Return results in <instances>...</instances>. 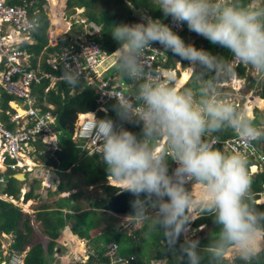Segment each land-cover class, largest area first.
<instances>
[{"label":"clouds","instance_id":"1","mask_svg":"<svg viewBox=\"0 0 264 264\" xmlns=\"http://www.w3.org/2000/svg\"><path fill=\"white\" fill-rule=\"evenodd\" d=\"M152 2L163 17L227 49L231 59L186 44L168 24L148 15L142 14L137 23L114 25L110 34L120 46L112 55L134 91L110 96L121 123L95 119L93 134L100 138L106 172L118 189L134 197L131 217L159 232L181 261L202 264L199 239L187 235L191 211L196 208L211 212L220 229L207 248L211 259L219 264L232 251L250 264L264 253V212L248 200L247 155L242 151L226 154L214 147L217 138L205 136L231 130L249 146L264 138V130L222 99L213 79L203 77L211 73L235 78L234 66L239 64L264 74V5L245 6L242 0ZM153 43L200 70L195 90L178 91L171 79L165 81L148 71L143 55L153 49ZM62 78L72 87L80 83L79 72L71 66ZM123 122L139 125L140 135L127 130ZM161 140L165 144L157 152ZM169 161L176 164L171 173ZM193 183L200 185L198 198L190 190Z\"/></svg>","mask_w":264,"mask_h":264},{"label":"trees","instance_id":"2","mask_svg":"<svg viewBox=\"0 0 264 264\" xmlns=\"http://www.w3.org/2000/svg\"><path fill=\"white\" fill-rule=\"evenodd\" d=\"M33 1L31 12L36 9L35 19L38 22V26L32 32L31 37L33 44L29 45L27 43L20 48L25 51L29 56L34 65L37 63L40 54L43 59H48L50 56H55L64 48L71 46L74 34L66 35L56 46H49L47 29L49 27V19L46 16L43 5L46 4L45 0H28ZM102 3H106V7L102 10L95 11L97 1L96 0H66V8H85L86 14L85 21L87 25H92L99 28L98 37H92L98 43L102 45V49L107 53H114L120 46L117 41H115L110 32L114 25L119 24H132L140 22L139 18H136V13L142 11V14L151 16L153 19H161L164 23L171 21V18L163 17L159 10L154 9V4L152 0H99ZM258 1L260 6L264 5V0H242L245 6H250L251 3ZM90 30L92 28L90 27ZM177 34L185 41L186 44H192L198 49H205L216 56H221L224 58L231 59V53L219 46L213 45L206 39L191 32L184 26V29ZM72 38V39H71ZM87 38H91L87 36ZM169 57L176 56L171 51H167ZM180 60L182 68H185L188 61ZM167 67H171L172 62L169 61ZM44 71H50V67L43 64ZM239 77H242L246 68L242 64H239L236 69ZM1 71V67H0ZM200 70L197 68L196 72L193 74V79L198 77ZM183 80L177 83V87H180L183 82L188 78V72H184ZM197 79V78H196ZM255 82L256 80L253 79ZM128 81V80H127ZM130 82V81H128ZM48 82L43 81L37 87L34 88L35 94L38 96V101L43 100L42 88L46 86ZM62 83V82H61ZM260 89L256 92L255 96L260 98V105H264V76L257 83ZM71 89H74L72 95H69ZM59 92L63 90L64 98L61 95L56 94L55 91H49L46 95L45 100L54 104L53 113L58 116L57 128L59 130H64V132L69 136L73 132L74 122L77 118V114H85L88 112H96L97 118H111L117 123L118 121L115 112L112 109L114 102L108 103L106 106L110 110L107 117L96 109L99 104L97 103V95L94 92V87L86 85L83 81H80L78 86L72 87L66 82H63L59 88ZM11 97L2 93V100L0 108L3 113H0V121L5 126L6 129L12 130L9 125L8 118L5 117V108H7V101ZM45 109V108H43ZM256 117H259V108H256ZM2 114V115H1ZM255 115V114H254ZM254 125L257 124V120L252 121ZM123 126L133 132L138 136L140 135V126L130 123L123 122ZM218 138L225 141L233 136L231 130H225L223 132L214 133ZM235 136V135H234ZM262 152H264V146L259 147ZM46 159L48 163H53L49 158L42 157ZM252 164H257L260 171L252 178H250V195L248 197L251 205L264 212V200L262 195L264 193V162L255 160L253 158L248 159L247 172ZM70 164H65L64 168ZM173 162L169 161V172L172 171ZM91 172L90 175L85 177V181L89 185H100L102 192L105 193V197H110L115 195L120 191V189L113 186L106 185L107 177L109 174L106 172V168L103 167L98 169L93 166H89ZM79 169H75L78 171ZM12 183L15 181L11 180ZM71 180L67 183V190L72 189L73 184ZM66 185V184H65ZM64 185V186H65ZM62 188V187H61ZM191 190V187H190ZM5 193L10 196H17V190L15 188H10L5 190ZM200 191L195 195H199ZM80 193H74L69 198H65L59 201V209H63L64 205L69 208V210L74 212L72 215L74 224L68 222V219H63V213L61 211L54 212H42L35 216L36 221L41 222V232L43 236L48 239L44 244L43 238L39 233L32 227L31 218L20 212V210L4 201H0V234L4 233L6 235L13 236V244L11 245L12 250L20 253L27 249L26 256L24 258V264H52L53 255L57 249L60 248V253L65 254L67 249H65L64 230L69 227L72 237L75 241L82 246L84 241H92V244H87L88 247L86 253V259L76 260L79 254L82 252L79 250L78 253L73 255V259L77 262L76 264H110V259L106 256V252L111 244H116V258H120L124 264H150L149 259L155 261L164 260L165 264H186V261H181L180 256L177 252L169 249L166 244L164 237L155 231H150L147 223L140 224L130 223L127 231L122 229V226L117 225L118 221L112 214L104 213L101 210L107 203V198H98L89 202V206L85 207L78 203L77 199L80 197ZM194 195V196H195ZM31 196V193L29 194ZM68 199V200H66ZM71 201H73L71 203ZM88 202V201H86ZM44 206V205H43ZM42 206V207H43ZM48 205H45L46 207ZM69 215V214H68ZM69 217V216H68ZM191 226L195 230V237L191 239H199L200 241V253L202 256V264H217L208 255V246L216 239L219 233V226L215 223L214 215L207 211H198L197 218L192 222ZM201 227V230H200ZM199 229V230H198ZM181 242L183 238L181 236ZM151 250L153 255H151ZM84 258V256H83ZM82 259V257L80 258ZM148 261V262H147ZM219 264H244V261L240 260L236 256L233 260L229 261L227 258L223 257V260ZM250 264H264V253L260 254L259 257L255 258Z\"/></svg>","mask_w":264,"mask_h":264},{"label":"built area","instance_id":"3","mask_svg":"<svg viewBox=\"0 0 264 264\" xmlns=\"http://www.w3.org/2000/svg\"><path fill=\"white\" fill-rule=\"evenodd\" d=\"M12 1H17V3H12ZM33 4V1L28 0H0V65L2 66L0 72V106L2 93L11 95L26 106L23 109V114L17 112L11 120L19 126L26 123L27 120L30 121L29 125L16 131L6 129L0 121V164L4 168V172L11 171L12 174L32 170L27 165L28 151L30 141L34 140L36 136L40 135L42 139L49 137L47 144H51L55 150L58 148L54 128L55 116L49 111L43 114L42 110L35 106L36 99L33 91L41 82L47 81L50 84L44 89V93H48L55 83L65 82L62 78L63 74L67 67L71 66L79 72L80 81L94 87L99 104L98 109L100 110H103L109 102L115 103L110 96L131 95L134 91L131 81L128 82L119 77L113 53L109 54L104 51L102 45L92 39V37L96 38L97 36L95 34L88 35L84 30L76 33L73 39L71 38V46L47 59L46 63L50 67V71L46 72L40 68L29 69L26 65V59L29 55L20 46L38 26L35 19L37 10L34 9L32 12L30 10ZM85 23L86 21L82 23L80 21V24L84 25ZM167 24L176 33L184 29V24H176L172 20ZM87 36L91 38H87ZM151 47L153 49L149 48L144 52V63L149 72L165 80L162 67L168 59V54L159 43H153ZM109 63L112 64L109 65ZM111 67L115 68L112 72L109 69ZM81 118L74 131V147L88 156H95L103 163L100 155L101 144L98 142L100 138L93 134L95 119L99 118L96 116L89 118L83 115ZM257 127L264 130V122ZM217 144H223L232 153L245 152L247 160L253 158L264 162V152L258 148L256 141L246 146L235 135L222 142L215 140L214 146ZM175 167L176 164L174 163L173 169ZM0 182H3V177H0ZM262 199L264 200V194ZM68 242L75 243L74 240H68ZM116 248V244H111L106 252L110 264H124L120 258H116ZM63 263L73 264L69 261L66 262V260ZM8 264H24V261L19 255H13Z\"/></svg>","mask_w":264,"mask_h":264},{"label":"crops","instance_id":"4","mask_svg":"<svg viewBox=\"0 0 264 264\" xmlns=\"http://www.w3.org/2000/svg\"><path fill=\"white\" fill-rule=\"evenodd\" d=\"M12 3H17V1H12ZM78 9H80V8H78ZM83 19L85 20V17ZM80 21L82 23L83 20L78 18L77 20L72 21L73 26H76V27L80 26V27L77 30L72 31V32H71V29H69V33L67 32V33H65V35H69V34L75 35L76 33L82 32L84 27L87 24L86 23L84 25L80 24ZM50 26L55 27V24H53V21L49 20V27ZM49 27H48V29H49ZM62 27H60L61 30L64 29V25ZM48 29H47V36H48L49 46H51V47L56 46L62 39H64L66 37L64 35V37H62L61 39L57 37L56 40L51 41L50 37H49ZM25 43L32 45L34 43L32 40V37L30 36L28 39H25L21 45L24 46ZM50 57H52V56H50ZM46 61H47V59H43L42 55L40 54L37 63L34 65L33 61H31L30 56H29L26 59V65L29 69L40 68L41 70L44 71L43 64L48 67ZM169 61L172 62L173 66L167 67L166 64ZM111 64L112 63H109V65H111ZM243 66H245V65H243ZM0 67L2 70L1 65H0ZM191 67L192 66L188 62L187 66L185 68H182L180 60L177 58V56H173L170 58L168 55V59L163 64V67H162L163 68L162 69L163 75L165 76V81H168L169 79H171L172 85L178 91H182L186 87H192L195 90L197 77L195 79H193V74L196 72L197 67H195V66H193L192 68ZM245 68H246V72L242 77H239L237 74V76L235 78H225V77H221V76H217L215 74L209 73V74L205 75L203 78L204 79H213L216 83V86H217L219 92L222 94L221 98L227 99L230 103H232V105L238 111L243 112L245 114V116L247 118H249L251 121L257 120V124L255 125V126H257V125H260L262 122H264V105L259 106L258 99L260 100V98H257L256 96L254 97V91L256 93L260 89H257L258 88L257 81L255 82L253 80V78L247 79L249 69H248V66ZM109 69L111 72L115 70V68H113V67H111ZM235 69H236V65H235ZM171 72H174V74H175V76L173 78L170 76L168 77V75H167L168 73H171ZM184 72H188V78L185 82H183V84L180 87H177L178 80L179 79L181 81L183 80V77H181V75ZM235 72L237 73L236 70H235ZM117 73L121 79H125L122 77L120 72L117 71ZM260 75L261 76H260L259 80L263 78L264 74H260ZM62 83H59V82L55 83L52 87V90L53 91L56 90V94L61 95L64 98L65 92L63 90H61L59 92V90H58L59 86ZM49 85L50 84L47 83L46 86L42 88L41 95L44 96L43 100L38 101V96L35 94L34 91H33V93H34V96L36 99L35 106L40 108L42 110L43 114L46 111H49L55 116L54 128H55V132H56L55 138L57 140V142H56L57 147H58L57 150H55V148L52 147L51 144H47L49 137L42 139V137L39 135V136H36L34 138V140L30 141V143H29L30 146H29V151H28V157L29 158H28L27 165H29L32 168V170L29 172L21 171V173L23 175L22 180L16 179L15 176L17 174L14 175V174H12L11 171L4 172V168L0 164V168H2V169H0V177H3V182H0V201H4V202H7L9 204H12L13 206L17 207L20 210V212L28 215L31 218L32 227L37 232H38V230L35 228V226L36 225H37V227L39 226L40 227L39 229L41 231L42 225H41V222L36 221L35 216L38 213H42L44 211H46V212L57 211L59 209V201L65 199V198H69L72 195V194L69 195L68 193L70 191L74 190V188H75L76 179L72 178L73 173L83 171L88 176V175H90V172H91L89 166H93V167H96L98 169H101L103 167L106 168V165L104 163L100 162L95 156H88L83 151L77 150L74 147V138H73L74 131H75V128L78 126L79 120L82 119L81 115L88 117V115L92 114L93 116L97 117V113L96 112H88L85 114L78 113L77 118L74 122L73 132L71 135L68 136L64 132V130H61V129L59 130V128H57L58 116L53 113V110L55 107L54 104L45 100V97L49 92L44 93V89L46 87H48ZM73 92H74V89H71L69 92V95H72ZM238 92H240L242 94H243V92L246 93L243 96L246 99V101L244 99L245 102L243 104L242 103L238 104L235 101V98H237ZM6 95H8V94H6ZM8 96H10L11 98L7 101V108H5V117H6V119L8 118L9 125L11 126V129L16 131L17 129H20L24 126L29 125L30 121L27 120L26 123L21 124L19 126L16 122H13L11 120L13 115L17 114V112H19V114L20 113L23 114V111H24L23 109H25L26 106L21 101L15 99L11 95H8ZM249 98L253 99V101L255 102V105L251 107L250 111H249V108L247 105ZM109 103H111V102H109ZM43 108H45V109H43ZM256 108H259V117H256V114H257ZM2 109L0 108V113H3L4 109L3 110ZM96 111L102 113L104 115V117H107L110 113V110L107 108L106 105H105V108L103 110H100L97 108ZM232 134H233L232 137H234L235 134L233 132H232ZM232 137H230V138H232ZM213 138H217L216 140L219 142L223 141L222 139L218 138L214 133L205 136V139H213ZM164 144H165V141L161 140L159 142V144L155 147V151H157V152L162 151ZM256 144L258 145V148L261 145L264 146V140L259 139L258 141H256ZM214 147L217 148L218 150L226 153V154L232 153L228 149H226L223 144H217ZM75 150H77V152ZM42 157H45V158L47 157L49 159L51 158L50 160L53 163H48V161H46V159H43ZM83 162L86 163L85 166L82 165ZM67 163L70 165L67 166L66 168H64L65 164H67ZM173 165H174V162H173ZM173 165H172V170H173ZM75 169H79V170L75 171ZM259 171H260V169H258V165L252 164V166L249 167V171L247 172V174H248L249 178H252ZM2 172H4V174H2ZM46 178H49V180H46ZM111 179L112 178L110 176L107 177V181L111 180ZM11 180H13L15 182L12 183ZM70 180L72 182L70 184H73V186H71L72 189L67 190L66 189V187L68 185L67 183ZM107 181L105 183L106 185L115 187V185H113L112 182L110 183ZM68 186H70V185H68ZM87 186H94V185L87 184ZM8 187H10V188L13 187L17 190V196L16 197L7 195L5 193V190L8 189ZM190 187H192L191 192L193 194V197H194L195 193L197 194L199 191H201L198 188L199 187L198 184L193 183L190 185ZM115 188H118V187L116 186ZM30 193H31V196H29ZM100 195L101 196H99L98 198H103V197L107 198V202H108L109 198L111 197V196L105 197L106 195L104 192H102V190H101ZM52 198H56V199L52 200ZM66 200H68V199H66ZM72 202L73 201H71V203ZM43 205L44 206L48 205V206L44 207ZM58 211H61L63 213V216H62L63 219L64 220L68 219V222L71 224V226L74 224V220L72 217V215H74L73 211L69 210V208H67L65 205H64L63 209H60ZM101 211L104 212L103 209ZM198 211H199V209H198ZM198 211L196 208H194V210H192L191 217H194L193 221L197 218ZM108 214H110V213H108ZM114 216H115V218L118 217L117 215H114ZM70 217H71V220L69 219ZM127 217H129V216H127ZM133 219L134 218L129 217L130 223L136 222V220L133 222ZM193 221L191 220L189 227L191 226ZM34 224H36V225H34ZM140 224H142V223H139L138 225H140ZM191 229L194 230L193 227ZM64 231H67V233H68L67 235L64 234L63 239L65 241V243H64L65 248H68V254L67 255L69 257V260H68L67 256H64L63 254H61L59 252L58 256H60V258H63V259L58 260V259L53 258L52 264H62L64 262V260H66V262L69 261L70 263H73V264H76V262H77L76 260H81L80 262L83 263L82 260L86 259L85 248L88 250L89 246L87 244L92 243V241L91 242L89 240L84 241L83 245L85 248H83L77 242H75V239L72 237L69 227H66ZM68 240H72V241L74 240V242L76 244H71L70 242H68ZM11 243L13 244V236L12 235H6L4 233L0 234V264H8L9 260L11 259V257L13 255H19L20 257H22V259L24 261V258L26 256L28 249L24 252L18 253L16 251L12 250V248H11L12 244ZM79 250L82 252V254H79L78 255L79 257L76 260L73 259V253L76 254V253H78ZM83 256H84V258H83ZM81 257H82V259H80Z\"/></svg>","mask_w":264,"mask_h":264},{"label":"rangeland","instance_id":"5","mask_svg":"<svg viewBox=\"0 0 264 264\" xmlns=\"http://www.w3.org/2000/svg\"><path fill=\"white\" fill-rule=\"evenodd\" d=\"M45 1H46V4L43 5L42 8L44 9L43 11L45 12V14L49 18V20L53 21V24H55L57 22L56 18L59 17L57 25H55V27L50 26L49 29H48L49 37H50L51 41L56 40L57 37L60 38V39L62 37H64L65 33H67V32L69 33L70 26H71V32L77 30L80 27V26L79 27L72 26V24H73L72 21L77 20L78 18L82 19L83 21H85L83 19L84 16H82L84 13L86 14V9L85 8H83V7L80 8V9L73 8L71 10L67 9L66 8V3H65L66 0H62V7L60 8L59 11H57L55 9V7L53 6V4H52V2H54L53 0H45ZM96 1H97V4H96V7L94 8L95 11L102 10V9H104L106 7V3H102L99 0H96ZM250 6L258 7V6H260V4H259L258 1H256L254 3H251ZM141 15H142V11H138V13H136V18L140 19ZM60 19H61V21H60ZM63 25H64V29L61 30L60 27H62ZM91 26L92 25H86L84 27V29H83L84 32H86L88 35L95 34L98 37L100 29L96 28L94 26H93L94 28H92ZM90 27L92 28V30H90ZM248 69H249V71H248L247 79L248 78H250V79L253 78V79H255L257 81V83H259L260 80H261V79L259 80L261 75L259 73L257 74V72L254 69H252L250 66H248ZM181 77H183V74L181 75ZM180 81L181 80L179 79L178 83ZM244 94H246V93L243 92V94H242V93L238 92L237 98H235L236 103H238V104L242 103L243 104L246 101L245 97H243ZM255 94L256 93L254 91V97H255ZM244 99H245V101H244ZM250 101H253V99H250L247 102L249 110H250V105H249ZM75 151L77 152V150H75ZM85 164H86L85 162L82 163L83 166H85ZM86 176H87L86 173L83 172V171L73 173L72 174V178L76 179V184H75L74 190L70 191L68 194L70 195V194H73V193H80L81 195L77 199L78 203L83 205V206H85V207H88L90 201L98 199V197L101 196L100 195L101 186L100 185L87 186V184L85 182V179H84ZM113 181L114 180L111 179V180H108L107 182L111 183ZM198 196L199 195H195L194 198H198ZM54 199H56V198H52V200H54ZM86 201H88V202H86ZM197 211H198V209H197ZM69 219L71 220V217ZM193 219H194V217L191 218L192 221H193ZM116 220L118 221L117 225L122 226V229L124 231L125 230L127 231V229L129 228V225H130L129 217H127V216H118V217H116ZM135 223L139 224L140 222L136 221ZM34 225H36V224H34ZM35 228L38 230L39 235H41L42 238L44 239L43 242L45 244L46 243L45 241H47L48 239L46 238V236L42 235V232L40 231V229H39L40 227L39 226L37 227V225H36ZM188 228H189V231H188L187 235H188L189 238H191V237H193L195 235V231L193 229H191L192 227L191 226L189 227V225H188ZM63 234L67 235L68 233H67V231H64ZM182 238L184 239L183 236H182ZM74 244H76V243H74ZM90 244H92V243H89V245ZM65 249H67V252L65 254H63V255L68 257V255H67L68 254V248H65ZM85 250L87 251L86 248H85ZM59 252H60V248L55 251V253L53 255L54 259H58L59 260V258H60V256H58ZM151 253H152L151 255H153V251L152 250H151ZM236 256L237 255L234 252L230 251V252L226 253L224 257L227 258L229 261H231ZM68 260H69V257H68ZM148 261H149L150 264H165L164 260L155 261V260H152V259L150 260L149 259Z\"/></svg>","mask_w":264,"mask_h":264},{"label":"water","instance_id":"6","mask_svg":"<svg viewBox=\"0 0 264 264\" xmlns=\"http://www.w3.org/2000/svg\"><path fill=\"white\" fill-rule=\"evenodd\" d=\"M15 178L18 180H22L23 175L18 174L15 176ZM198 188L199 190H201L200 185ZM132 199H134V197L129 192L120 190L118 193H116L115 195H112L109 198L108 202L103 208V211L105 213H110V214L117 215V216L126 215V216L131 217L132 215H134L133 210L130 206V201ZM134 221L135 219H133V222Z\"/></svg>","mask_w":264,"mask_h":264},{"label":"bare ground","instance_id":"7","mask_svg":"<svg viewBox=\"0 0 264 264\" xmlns=\"http://www.w3.org/2000/svg\"><path fill=\"white\" fill-rule=\"evenodd\" d=\"M53 1H54V2H52L53 6L55 7V9H56L57 11H59L60 8L62 7V3H61L62 0H53ZM58 18H59V17L56 18L57 22H58ZM60 21H61V19H60ZM57 22H56V23H57ZM56 23H55V25H57ZM167 75H168V77L170 76V77H172V78L175 76L174 72L168 73ZM250 99H251V98H249V100H250ZM258 104L260 105V100H259V99H258ZM247 105H248V104H247ZM249 105H250V109H251V107L255 105V102H254V101H250ZM249 111H250V110H249ZM88 117H89V118H93V115H92V114H91V115H88ZM0 169H2V168H0ZM112 184L115 185V186H117V187H119V185H117L115 181H113ZM191 213H192V211H191Z\"/></svg>","mask_w":264,"mask_h":264}]
</instances>
